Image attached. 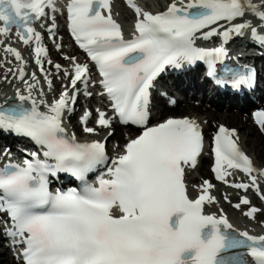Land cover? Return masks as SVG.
<instances>
[{"label": "snow or ice", "instance_id": "6c2138e0", "mask_svg": "<svg viewBox=\"0 0 264 264\" xmlns=\"http://www.w3.org/2000/svg\"><path fill=\"white\" fill-rule=\"evenodd\" d=\"M125 2L136 17L135 34L128 40L113 18L112 0L67 3L68 30L97 68L120 122L145 129L112 161L107 172L110 179L101 177L95 187L87 183L86 176L106 163L105 145L77 143L74 135L65 138L62 127L65 110L76 102L78 83L88 84L89 66L65 56L73 65L72 72H64L71 94L66 85L58 99L40 101L47 108L41 112L32 95L39 85L36 74L32 73L29 82L21 52L5 43L14 28L25 47L35 45V63L51 90L52 80L44 72L42 60L48 52L35 24L50 18L46 9L54 13L56 0H0V48L5 53L0 68L12 63L8 56L14 57L20 66L7 68L3 78L7 82L11 74L24 85V92L17 90L15 96L20 103L0 106V129L30 138L44 149L45 158L41 160L33 152L23 166L8 163L0 167V212L11 221V230L5 234L19 239L23 264H248L246 257L253 264H264V235L237 231L223 212L205 214V205L217 202L210 181L198 186L197 198H189L186 168H196L204 148L199 124L190 118H168L147 127L150 89L167 67L206 60L208 74L214 76L215 66L207 58L226 55L224 47L210 51L194 47L197 33L210 29L203 33L204 39L221 35L227 43L250 29L251 38L264 46V35L246 18L251 15L264 28V0H172L165 11L156 14L145 11L135 0ZM51 19L48 31L54 34L55 17ZM238 20L242 22L233 23ZM221 21L230 27L219 33L211 26ZM55 68L59 72L61 65ZM253 76L250 71L233 73L232 87L249 86ZM29 101L31 108L25 107ZM97 111L96 125L110 127L105 113ZM90 115L86 113L81 123L85 133L94 134L95 128L87 126ZM254 119L264 132V111L256 112ZM212 153L211 171L217 181L244 192L251 189L264 201L257 180L264 177V171L254 168L241 150L234 129L219 126ZM234 171L244 173L249 182L229 183L227 178ZM58 172L80 180L81 189L52 193L48 176ZM241 205H251V201L244 196L233 207L240 209ZM113 209L120 215H113ZM259 211L250 207L243 215L255 219Z\"/></svg>", "mask_w": 264, "mask_h": 264}, {"label": "bare ground", "instance_id": "6f19581e", "mask_svg": "<svg viewBox=\"0 0 264 264\" xmlns=\"http://www.w3.org/2000/svg\"><path fill=\"white\" fill-rule=\"evenodd\" d=\"M141 2V7L145 11H151L152 8L156 9L157 6H160L163 2H166L168 0H139ZM172 1V0H171ZM120 0H113L112 4V14L113 17L117 18L123 27L125 29L128 28L129 25V14L130 12L124 7V5L120 2ZM254 2H258V0H254ZM56 10L54 13L51 12V10L48 9L49 17L51 18L52 16H57L56 18L58 19L61 14H62V6H60L58 3L55 4ZM249 20H252L253 25L257 27L258 32L260 33L264 28H261L259 25V22L256 21L251 15L249 17H246ZM118 20L117 23H120ZM235 22V21H234ZM242 21H237V23H240ZM41 23L37 24V31L41 33L42 38H48L54 35L53 39L54 42H57L55 40V35L61 34L64 36V42L67 43V36L64 31V29L60 28L59 22L56 23L55 25V31L53 33H47L49 32L48 29L52 26V24L48 23L41 27ZM224 24L223 21L220 22L219 25ZM219 25H212L214 28H216L219 32L220 28L216 27ZM56 33V34H55ZM3 37H0L2 39ZM218 35H215L213 38L214 42H217ZM14 36L11 35V39L13 40ZM212 36L209 37L208 39H203L202 42L211 40ZM10 40H6V44H11L12 47L16 48L18 51L21 52L22 57L23 53H26L24 55L27 56V59H24L25 61V72L27 73L26 79L31 81V75L34 72L36 74L37 79L39 80V85L36 89L33 90V98L37 101V104L39 108L47 112V108L44 106L43 103H40V101H45L47 103H51L54 100L58 99L60 93L64 91V87L67 85L70 94H71V88L69 84V77L63 78L62 82L66 83L63 88L59 89V83L56 81V77L63 75L65 71L72 72L73 67L71 65L66 64L63 60H59V53L57 50V47H48L47 52L48 55L46 57H42L43 60V66L46 67V70L44 71L46 74H48L49 79L52 80V88L49 90L48 85L44 79V75L41 73L40 68L37 66L35 63V55L32 51V48L35 46L34 44H31L28 47H25L22 42L19 44H14L10 43ZM199 42V43H202ZM199 43L195 40L194 38V44L199 45ZM229 47L231 51V56L232 58L235 57V55L241 51L243 54L242 60L245 63H254L255 66L258 69V84H257V90L255 92L256 96V101L255 103L251 102V100L247 96H243L240 100H238L236 97H230L228 94L222 93L220 94L215 88L212 87V85L207 82L201 80V75L199 72L195 73H189L185 76H180L175 79L176 82V87L172 86L171 88L168 89L170 91V96H179L182 98V95L179 94V90H183L185 95L192 99L196 98L197 91L201 93L200 96V101H204L207 104L213 106H223L224 103H228L229 107H233V103H236L237 101L243 102L244 107L241 109H238L234 112L231 113H221L218 108H216V112H213L211 109L208 108H203L201 104L197 105L196 107L192 106L191 103L187 100H184L182 102V105L176 106V107H170L168 104L164 105L162 104V100L159 98H156V100H159V106L161 110H159L157 113L154 115L153 108L149 109V116H151V119H154L155 121H161L166 119L168 116L179 114L180 116H188L190 119H194L197 123H199L203 130L205 131V134H207L209 131H211L215 126L217 125H225L228 129H234L239 137V146L241 149L244 151L245 154L253 161V163L257 166L258 171H264V166H260V164H263L262 162L264 161V134L263 132H259L256 130V128L252 125L250 116L246 117V115H241V112H247L250 108H255V110H264V46H261L257 44L256 42H253V39L251 38L250 35V29L246 30L245 33L243 34V37L238 40H229ZM73 48V47H72ZM53 49V50H52ZM74 50V48H73ZM229 51V52H230ZM71 57H75L76 61L81 60L82 58L77 56V52L73 51ZM5 58V53L2 51V48H0V62H2ZM8 60H11L12 63L6 64L4 68H0V86L2 87L0 91H4L6 89H10V91H16L17 89L20 90L21 92H24V85L22 82H20L17 79H14L11 74L8 76V81L6 82L4 80V74L6 72L7 68H16L19 67V62L15 61L14 57L8 56ZM54 60L58 59L59 64L61 65V69L59 72L55 68V65L52 62L51 64H47L49 60ZM200 69V68H199ZM89 83L87 86H85L83 83H78L77 89L82 87V89L87 88L86 91H92V89L98 88L94 86L92 89L89 88ZM43 91V95H40V91ZM16 94V93H14ZM25 95L27 93H24ZM179 94V95H178ZM100 96V94H99ZM99 96H91V98H85L83 99L81 95L76 93V101L77 102H84L88 103V106L90 105V102H95L96 99H100ZM155 97V96H154ZM170 101V99H169ZM28 103L31 104L29 101ZM70 107V104H69ZM69 107L68 109L65 110L63 116H62V122L64 124V117L69 116ZM81 108V106L79 107ZM220 108V107H219ZM84 107H82V110ZM156 109V108H155ZM99 110V109H98ZM102 111V110H99ZM97 119H98V111H97ZM91 121V119H90ZM90 121L88 120L90 126ZM149 121V120H148ZM70 122V120H69ZM72 123V122H70ZM87 123V124H88ZM62 124V127H63ZM85 126V125H84ZM93 128H95L96 136L93 138L87 137V139L92 143V142H103V134H105V140L109 143H112L108 147V155H110L112 152H116L121 148V143L124 140V135L122 134L121 130L119 128H115L114 135L107 133L105 129H102V127H99L96 125V122L92 125ZM74 130L78 133H81L83 131V126H81L79 123L74 124ZM1 132H7L3 129H0ZM72 133V132H71ZM69 135V134H68ZM73 136V135H72ZM85 136V135H83ZM1 138V137H0ZM6 140H9V138H4ZM10 142V141H9ZM9 142L7 143L6 146H10ZM247 146H252V149L247 151ZM106 149V148H105ZM5 150V148H4ZM3 150V151H4ZM2 153V151H1ZM109 161H112L114 158V155H110L107 157ZM210 161V155L209 153H203L201 156L198 158V163L195 169H187L186 171V182L188 185V191L195 195L199 193L198 186L203 184V180L200 183H197L196 177L193 176L194 171L199 172V174H202V171L204 170V165ZM209 175V173L207 172ZM237 177H240L239 174L236 175ZM259 186H260V191L261 193H264V177H257ZM229 183L233 182H249V179L247 176H244L242 179L238 181H232L228 179ZM214 187L210 190L211 195L215 197L216 203L214 204H206L205 208L211 213L219 216L221 212H223V209L230 211L233 214H237L235 217H228L229 222L234 226L239 229H248L251 231H254V233H259L261 235H264V222H258V223H253L254 220H257L258 217L261 215H264V202L259 199L257 194L249 189L247 192H241L240 190L234 189L232 187H229L223 183H216L212 182ZM225 196L228 197L227 200H225ZM246 196L250 201L251 205H241L240 209H236L233 207V205L237 204L240 202V198ZM238 200V201H237ZM256 204H260L261 207H258ZM250 207H258L260 209L259 212L256 213L255 219H249L248 217L244 216L242 213L246 212L249 210ZM263 208V209H262ZM224 214V212H223ZM225 215V214H224ZM5 220H2V222ZM252 223V224H251ZM5 244V238L4 235L1 232L0 228V264H17L14 262L11 257H9L8 252L6 253V249L4 248ZM17 248L18 246L15 245ZM11 250V249H7ZM19 255V256H18ZM17 259L20 258V263L22 264L21 261V255L19 250L17 249ZM19 263V264H20Z\"/></svg>", "mask_w": 264, "mask_h": 264}, {"label": "rangeland", "instance_id": "374dc122", "mask_svg": "<svg viewBox=\"0 0 264 264\" xmlns=\"http://www.w3.org/2000/svg\"><path fill=\"white\" fill-rule=\"evenodd\" d=\"M51 21V20H50ZM56 21V23H57V20H55ZM52 22H53V20H52ZM44 24H48V20H45L44 21ZM47 33H49V32H47ZM57 39V40H56ZM55 40L57 41V42H54V39L52 38V36L51 37H48V38H43L42 39V41H41V44H42V46L45 48V49H48V47L50 46H52V47H57V45H60V50L58 51V53H59V60H63L66 64H69V65H71V61L70 60H67V59H64V57L65 56H68V57H71V55H72V53H73V49H72V47L68 44V43H65L64 42V36L63 35H61V34H57V36H55ZM53 50V49H52ZM26 53H24V55H25ZM25 59H27V56H25L24 57ZM58 59H56V61H59ZM50 61L51 62H54L53 64L54 65H56V64H59V62H56V61H54V60H51L50 59ZM49 63L47 62V64H45V66L46 65H48ZM47 67V66H46ZM46 67H44V71L46 70ZM34 73V72H33ZM65 77V75H64V73H63V75H60V76H57L56 77V82L57 83H59L60 85H59V89L60 88H63L64 86H65V84L66 83H63L62 82V79ZM167 95L169 96V93H167ZM177 99H178V96H177ZM163 103H164V101H162ZM190 103H191V105L192 106H194V107H196L197 106V104L199 103V102H196L194 99H190ZM177 105L179 106V105H182V102L181 103H177ZM176 105V106H177ZM202 105L203 106H205V105H208L206 102H203L202 103ZM81 106V108H79ZM82 107H85V105H83L82 103H79V102H75V105H74V110L72 111V115H71V121H73L75 124L76 123H78L79 122V117L82 115ZM204 108H208V107H204ZM216 108H218V110L221 112V113H231V112H234L235 111V108H224V107H216ZM216 108L214 107H209V109H211L213 112H216ZM181 112H179V114H180ZM242 115H245V114H242ZM96 117H97V114L96 113H94L93 114V116L90 118L91 119V121H90V125H92V124H94V120L96 119ZM215 126V125H214ZM88 127H90V126H88ZM82 133H85L84 131H81ZM124 134L126 133V131H124L123 132ZM85 134H87V133H85ZM124 143V141L121 143V144H123ZM112 143H109V144H107V147H109V145H111ZM252 149V146H247V151H249V150H251ZM107 155H108V152H107ZM263 164H260V166H264V161L262 162ZM207 172H208V168H207V166H205L204 165V170L202 171V174H199V172H197V171H194V173H193V176H195L196 177V180H197V183H200L201 182V179H208L209 178V175L207 174ZM238 201V200H237ZM258 207H261V205L260 204H256ZM257 207V208H258ZM263 209V208H262ZM223 212H224V214L226 215V216H228V217H235L237 214H233V213H231L230 211H227V210H225V209H223ZM243 214V213H242ZM257 222H264V215H261L260 217H258L257 218V220H254L253 221V223H257ZM252 224V223H251ZM16 252H17V249H14L13 251H12V253L10 254V256L9 257H11V256H13L14 254H16ZM9 255V254H8ZM14 260V262L15 263H17V264H19L20 263V261H19V259H13Z\"/></svg>", "mask_w": 264, "mask_h": 264}, {"label": "water", "instance_id": "95a60500", "mask_svg": "<svg viewBox=\"0 0 264 264\" xmlns=\"http://www.w3.org/2000/svg\"><path fill=\"white\" fill-rule=\"evenodd\" d=\"M8 100H13V98H9Z\"/></svg>", "mask_w": 264, "mask_h": 264}]
</instances>
